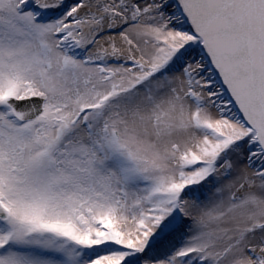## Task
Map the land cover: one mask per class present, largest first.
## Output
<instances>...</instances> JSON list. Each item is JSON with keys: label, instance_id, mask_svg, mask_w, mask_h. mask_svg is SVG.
Here are the masks:
<instances>
[{"label": "snow or ice", "instance_id": "obj_1", "mask_svg": "<svg viewBox=\"0 0 264 264\" xmlns=\"http://www.w3.org/2000/svg\"><path fill=\"white\" fill-rule=\"evenodd\" d=\"M0 264H264V0H0Z\"/></svg>", "mask_w": 264, "mask_h": 264}]
</instances>
